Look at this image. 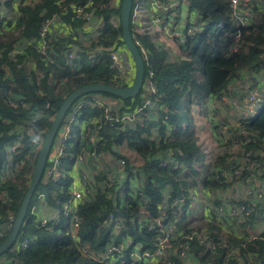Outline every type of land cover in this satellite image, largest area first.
<instances>
[{
	"label": "trees",
	"instance_id": "16d2710c",
	"mask_svg": "<svg viewBox=\"0 0 264 264\" xmlns=\"http://www.w3.org/2000/svg\"><path fill=\"white\" fill-rule=\"evenodd\" d=\"M13 1H17L16 8L12 0H9L6 8L0 10V224L9 213L16 216L37 159L39 149L36 145L41 143V138L64 98L73 89L92 82L126 86L110 68L107 51H94L98 47L124 46L120 24L115 27L112 25V17L119 18L120 7H112L110 0ZM76 3L86 4L92 12L91 25L100 22L99 35L90 45L84 46L74 37H67L68 34L56 40L51 39L49 44L52 48L43 53L39 42H30L31 38H38L44 19L52 14L60 16L71 27L70 34L76 35V26L84 25L72 12L71 7ZM3 4L0 6L2 9ZM187 5L189 11L195 13L196 19L187 22L186 26H194L196 31L187 36L184 42L178 43L181 56L176 61L165 62L164 52L156 48L146 35H135L147 51L145 76L150 69L153 71L152 80L159 94L156 104L147 107L148 115L142 116V124L135 128L118 129L105 118L103 110L93 105L82 106L79 114L74 117V129L67 142L70 156L62 157L61 165L68 166L73 157L83 152L85 147H95L101 153H111L113 158H118L120 156L112 150V146L123 142L144 159L138 173L142 178L140 185L129 182L134 179L131 175L135 169L130 170L126 162L124 170L128 182L120 185V188H115V184L109 187L99 185L94 194L78 202L76 213L80 225L77 235L95 251L121 237L130 238L133 244L138 245V251L155 249L158 231L154 219L164 195L163 188L167 186L171 199L185 196L184 179L191 173L182 172L201 156L196 145L191 106L199 104L206 97H220L244 68H248L254 76L262 73L264 68V5H255L250 23L239 29L238 38H235L237 29L228 16L225 0H187ZM14 11L15 15L11 13ZM73 48L76 54L72 60H67L66 56L70 50L74 51ZM14 49L21 52L16 53L12 59L10 52ZM94 52L96 57L90 58V53ZM143 92L129 99L105 92L87 94L113 97L121 101L122 107L112 105L111 112L115 114L116 111L132 110L141 104ZM9 98L16 100L14 105L8 104ZM92 120L95 123H91ZM82 122L92 124L89 130L95 135L94 142L89 141L85 128L80 129ZM64 123L65 119L60 129ZM28 126L32 128V133L28 132ZM230 131L221 145L229 147L234 140L244 139L247 135L250 141L245 142L243 147L244 150L251 149L254 152L251 157L258 169L250 170L242 164L230 162L228 158L231 154L220 151L213 157L212 166L203 182L204 187L214 193L222 192L221 188L226 186L220 181L219 172L222 169L232 172L240 167V178L252 176L260 170V175L264 177V101L255 115L240 121L239 130L236 128ZM16 140L19 141L15 152L8 155L6 150ZM239 153L242 156V151ZM175 163L178 168H172ZM8 169L12 176L4 177L3 172ZM99 176L102 178L101 172ZM40 194L46 197L50 207L60 210V220L52 228L40 226L37 215L31 211V206ZM69 197L68 178L61 177L56 181L42 175L18 233V239L25 236L28 241L25 246H16L14 251L0 255V264H103L83 256L78 250V241L70 231V214L63 215L62 210V203ZM218 197L214 199L215 208L221 204ZM121 198L123 202H120ZM142 204L147 205L151 220L142 224L133 222L131 218L139 212ZM260 207H256L257 211ZM110 212L121 217L124 225L116 236L112 235L107 224ZM220 218L222 226L223 217ZM251 221L239 224L238 228ZM202 228L210 244L199 243L193 238L190 250L199 264H235V259L227 258L225 246L216 245L214 250L210 248L212 242L219 241L240 246V255L254 256L258 264L259 259L264 260V233L254 240H242V235L236 236L227 231L222 233L220 225L213 221L198 227V231ZM190 231L187 228L184 232ZM9 232L0 237V243ZM171 243L174 247L176 241ZM171 258L174 259L173 264H181L176 255L172 254ZM115 264L136 263L128 259Z\"/></svg>",
	"mask_w": 264,
	"mask_h": 264
},
{
	"label": "built area",
	"instance_id": "2783aa9c",
	"mask_svg": "<svg viewBox=\"0 0 264 264\" xmlns=\"http://www.w3.org/2000/svg\"><path fill=\"white\" fill-rule=\"evenodd\" d=\"M181 1L184 0H133L132 13L130 18V25L132 29V34L134 38L135 44L139 47L141 51L145 63L147 60V51L141 42V40L135 35H151L156 28H159L167 37L170 39H176L178 41L184 42L187 36L193 35L196 31V27L194 26H186L183 29L178 27V18L176 14V9ZM228 6V16L230 20L233 22L234 27L237 29V34L235 38L239 36V29L247 26L251 18L253 16V10L255 5H264V0H225ZM5 2V0H0V6ZM121 0H110V4L112 7H120ZM146 4L150 7L151 12L149 14H142L141 9L139 10V6ZM72 12L76 18L83 21L84 25H89L92 19V12L87 8L86 4H74L72 7ZM144 17L142 21V26H140V30H133L132 28V19L139 21V18ZM59 20V16L52 14L44 19L38 38H31L30 42H39L40 50L43 53H46L48 50L52 48L49 44L51 39L56 40V35L51 32V28L56 21ZM119 18L118 16L112 17V25L118 26ZM95 37L99 35V30L94 32ZM74 49V48H73ZM106 50L108 56L110 58V68L113 70L114 75L119 78V81L128 85L131 83L134 76V64L132 59L129 57L125 46L114 48V46H109L108 48L98 47L94 51ZM21 52L20 50L14 49L10 52V57L14 59L16 53ZM76 54L74 49L70 50L66 56L67 60H72ZM90 58L96 57V53H90ZM264 61V54L262 56ZM52 61V60H51ZM153 71L150 69L148 71L147 76L144 77L143 89L141 90L143 101L141 104L135 106L132 110H123L122 112L116 111L115 114L111 112L112 105L106 100V98L95 95V94H87L82 95L77 98L76 102H74L70 106V110L68 114L65 115V123L61 127L60 139L59 142L54 149V154L46 163L43 174L46 178L58 180L62 177L61 172V158L64 156H70L68 152V139L70 134L74 129V117L79 114L80 108L84 105H93L103 110L105 118L114 124L115 127L121 130H125L127 128H135L138 124H142V116H147L146 113L147 107L153 106L156 104V101L159 97L157 92V88L152 80ZM263 93L260 91L251 90L247 94V107L239 108V119L245 120L256 114L257 110L263 104L264 97ZM228 99V98H226ZM9 105H14L16 100L14 98L8 99ZM116 108L122 107L123 104L121 101H118L114 104ZM165 108V107H164ZM36 119V118H34ZM32 119V121L34 120ZM91 123H95V120H92ZM90 122L84 123L82 129H86V136L88 137L90 142L95 141V135L90 133L89 125H92ZM96 127V126H95ZM95 129V128H94ZM29 133H32V128L28 126L27 128ZM227 137V136H226ZM226 137L222 138V142L226 141ZM18 141L16 140L8 149L6 150L8 155H12L17 146ZM250 138L245 135L244 139L234 140L233 144L229 147L225 145H221V152L226 151L231 155L228 158V161L234 162L235 164H239L236 162L234 158L235 152L233 149L242 151L243 162L242 165L246 166L250 170L258 169L257 164L254 159H252V154L254 152L251 149L244 150L243 144L245 142H249ZM42 142V138H41ZM220 143V144H221ZM40 144L36 145V148L40 147ZM82 153V154H81ZM77 154L73 157V160L82 161L84 159V154L91 156L94 158L98 164V167H102V156L104 153L98 151L95 147L90 149L84 148L83 152ZM252 159V160H251ZM213 159L209 162L210 167L212 166ZM126 159L120 158L118 160V167L121 171L125 167ZM246 164V165H245ZM185 170V169H184ZM11 173L9 170H5L3 172L4 177L8 176ZM241 168H236L232 172H226L225 170H221L219 172V176L221 178V182L226 184L224 188V194L222 195L221 204H219L215 211L219 214L220 217H223V226L224 231L227 232H236L238 229V225L241 223L250 220V216L257 212L256 207L260 205L263 201V192L256 187L254 190H249L247 193H253V198L250 200H232L235 197V193L231 191L233 187L232 182L238 183L242 180L249 181L252 180L255 175L260 174L259 170L257 174H253L252 176H246L244 178H240ZM102 185L107 187L112 185H117V179L112 177L109 174H106L104 179L101 181ZM70 197L68 200L64 201L63 212L65 214H70V231L74 235L77 243V248L80 253L99 263L103 264H115L117 261H126L131 260V262H136L139 264H146L151 259L155 258L157 260V264L159 262H164L166 264H173L174 259L171 258L172 254L176 255L180 262H184L187 258L192 254L191 253V242L196 239L199 243L206 242L210 244V240L208 235L205 232H197L196 230H192L190 232H184L180 237H177L175 233V228L173 225V218L180 216L187 208L184 207L185 198L183 196H179L171 199L168 193H164L162 199L158 204V215L155 217L154 222L157 227L158 234L156 236V247L152 251L144 250L138 251V245L133 244V241L128 237H121L118 241H110L106 246L99 250L95 251L93 248L89 246L88 243L83 242L77 235V230L80 225L79 216L76 213V206L79 201H81L85 196H89L94 194V187L91 182L86 178L85 175H81L79 178V182L76 183L75 186H69ZM44 195L40 194L39 198H43ZM145 200V198L143 199ZM264 217V208L261 210ZM173 217V218H172ZM15 216L12 213H9L6 217V220L0 224V237L5 236L8 231L11 230L12 225L14 223ZM60 217H56L55 219L49 218H41L39 220L40 226L52 228L55 222H58ZM131 220L134 222H138L142 224L143 222L151 220V215L148 210L146 204H142L139 212L134 215ZM107 224L111 228L112 235H118L124 228L122 218L119 216H115L111 212L107 217ZM264 233V222L261 225V230L258 232H250L245 236L242 235V240H254L257 236ZM28 241L27 237H22L14 241L13 245L7 251H14L16 246H25ZM172 241H176L174 247L172 246ZM244 243V242H243ZM216 245L225 246L227 249V258L235 259L240 256V246H232L227 244L225 241L212 242L210 248L214 250ZM259 264H264V261L261 259L258 260Z\"/></svg>",
	"mask_w": 264,
	"mask_h": 264
},
{
	"label": "crops",
	"instance_id": "0c3cea01",
	"mask_svg": "<svg viewBox=\"0 0 264 264\" xmlns=\"http://www.w3.org/2000/svg\"><path fill=\"white\" fill-rule=\"evenodd\" d=\"M9 0H5L3 4V9L6 8V3ZM13 6L17 7V1L12 0ZM186 8H185V7ZM141 9L142 14L145 15V13L149 14L151 12V9L148 5L142 3V6H139V10ZM12 14H16L15 11L11 12ZM176 14L178 18V27L180 29H183L186 27V23L189 21H194L195 13H192L189 11V7L186 3V5H182L181 3L178 5L176 9ZM144 20V17L139 18V21H136L135 19H132V28L133 30H140V26H142V21ZM91 25V22L89 25H81L76 26L75 28V34L71 33V27L69 24H67L62 18L59 20L56 19L54 22L51 32L56 35V37H74L73 39L79 42L80 44H84V39L82 36L87 38L90 31L92 32V36L95 37L94 32L99 30V24ZM81 30L78 32V29ZM89 29V30H88ZM85 31V32H84ZM162 31L159 28H156L154 32L151 35H146L150 41L154 44L156 48H160L164 52V61L165 62H174L178 58H180L178 47H177V40L176 39H170L165 34L161 33ZM78 33V34H77ZM261 73V72H260ZM257 73L256 75V81L252 83L249 87L245 88L246 93L248 94L249 91H260L264 94V68L262 69V73ZM262 76V77H261ZM238 79H235L234 81L229 83V86L227 90L220 96V97H207L206 101L200 102L199 104H194L195 108L197 109L192 113V119L194 122V134L196 137V145L198 146L201 156L197 161H194L192 165L189 167H185V170L182 172L186 174H189L187 177H185L184 186L183 189L186 191L185 196L182 195L185 198L184 207L187 208L186 211H184L180 216L173 218V225L175 228V233L177 234V237H180L181 234L184 233L185 229L195 230L197 224L206 223L208 221H213L218 223L220 225L222 233L224 232V226L220 224V216L215 211V205H214V199L216 197L220 198L224 194V189H222L220 193H214L212 190L207 189L204 187L203 182L205 177L208 175V168L210 166L209 162L213 157L218 154L221 150V144L217 140L220 135L219 133L222 130H226L230 134V130H234L237 128L239 130L237 124L235 125L233 122H228L227 115H224V108L231 103L226 99L230 98V92L229 88L230 85H232V90L236 88V84L238 83ZM231 90V91H232ZM232 91V92H233ZM233 97L242 99L243 96L239 95V91H234ZM106 100L111 104H116L119 100L113 97H104ZM206 99V98H205ZM204 100V99H203ZM241 103V102H240ZM239 103V104H240ZM208 106L214 109L211 113L208 110ZM247 104L244 103L245 107ZM221 119V120H220ZM240 121L239 120V127H240ZM230 126H229V125ZM83 126L81 123L79 125L80 129ZM224 130V131H225ZM61 130H59V133ZM229 134H223L225 137ZM59 142L58 136L56 137L53 148L55 149L57 144ZM112 150L117 153L120 157L113 158L111 153H104L102 156V167L99 168L96 160L92 158L89 155L84 154V159L82 161L77 160H71V163L66 165H61V172H62V178L69 180V186H75L76 183L79 182V178L81 175H85L86 178L91 182L92 186L94 187V190L99 185H102L101 181L104 179L106 174L111 175L112 177L117 179V185L115 188H120V185L124 184L125 182H128L127 172L125 173V170L123 168V171L120 170L118 167V160L120 158H125L126 162L130 165V170L133 174L131 175L134 177V179H131L129 182L132 185H140L142 182V178L138 173H140V168L142 167L144 163L143 157L132 147L128 146L126 142H123L121 144L113 145ZM236 151V149H233V152ZM80 154V153H79ZM82 154V153H81ZM234 158L236 162L241 164L243 162V156L239 152H235ZM62 162V161H61ZM208 167V168H207ZM172 168H178V164H172ZM101 172L102 178H100L99 174ZM136 172V173H135ZM44 175V174H43ZM44 178H46L44 176ZM167 188V186H165ZM250 188V190H254L256 187H259V189L264 194V177L260 174L255 175V177L252 180L245 181L242 180L241 182H238L231 188V191L234 193H237L241 198H246L247 200H250L253 198V193L249 194L245 191V189ZM169 193L168 188L166 189V192ZM120 202H123V198L120 199ZM262 205H264V198L262 203L259 205L261 206L258 211L253 214L252 221L247 224L244 227L238 228L236 232H233L234 235H246L250 232H258L261 230V225H263L264 217L262 214ZM64 207V202L62 203V209ZM31 211L35 212L38 219L41 218H49L55 219L56 217H60V210L56 209L54 207H50V205L47 203L46 197L43 198H36V201L31 206ZM245 231V232H244ZM236 233V234H235ZM222 236V235H221ZM264 261V260H263ZM146 264H157V260L155 258L151 259L149 262H146ZM181 264H199L198 261L195 259V257L191 254L187 260L182 262ZM235 264H258L257 259L254 258V256L251 255H240L237 258H235Z\"/></svg>",
	"mask_w": 264,
	"mask_h": 264
},
{
	"label": "water",
	"instance_id": "95a60500",
	"mask_svg": "<svg viewBox=\"0 0 264 264\" xmlns=\"http://www.w3.org/2000/svg\"><path fill=\"white\" fill-rule=\"evenodd\" d=\"M133 0H121L119 11V23L121 27V39L124 43L125 49L132 59L134 64V76L130 84L126 86H116L104 82H92L81 85L73 89L62 101L51 124L46 130L41 145L38 150L37 159L33 166L30 179L28 181L27 190L24 194L22 202L16 213L12 228L6 238L0 243V255L6 252L16 240L18 233L25 220L29 201L39 183L46 163L54 154L53 143L58 136L60 139L61 123L73 102L82 95L91 92H105L110 95L120 97L122 99L134 98L143 89L145 77V62L144 57L135 44L133 34L130 27V18L132 11Z\"/></svg>",
	"mask_w": 264,
	"mask_h": 264
},
{
	"label": "rangeland",
	"instance_id": "374dc122",
	"mask_svg": "<svg viewBox=\"0 0 264 264\" xmlns=\"http://www.w3.org/2000/svg\"><path fill=\"white\" fill-rule=\"evenodd\" d=\"M182 5H186V3H187V0H184V1H181L180 2ZM185 7V6H184ZM186 8V7H185ZM194 21H195V19H194ZM86 36H88L87 38H85L84 36H82V38L84 39V43H85V45L84 46H88V45H90V43L91 42H93L96 38L95 37H93L92 36V32L90 31L89 33H88V35H86ZM179 42H181V41H178L177 42V47H178V43ZM179 51V50H178ZM180 55V54H179ZM181 56V55H180ZM257 75V74H256ZM256 75L254 76L250 71H249V69L248 68H244L240 73H239V76H238V83L236 84V88L237 89H234V91H239V95H241V96H243L242 97V99H238V98H235V97H233V93H235L233 90H232V85H230V87L231 88H229V92H230V98H228L227 100L231 103V105H229V103H227L228 105L227 106H225V108H224V112H225V114L224 115H227V117L229 118L228 119V122L230 123V122H233L235 125L237 124V126H238V128H240L239 127V114H240V112H239V108L242 106H244V103L245 104H247V106H248V102H247V93L245 92L246 91V89L245 88H247V87H249L252 83H254L257 79H256ZM262 77V76H261ZM233 92H232V91ZM140 95H141V93H140ZM139 95V96H140ZM108 98V97H107ZM207 100V97H206V99L204 98V100L202 99V101L201 102H203V101H206ZM241 102V103H240ZM240 103V104H239ZM247 106H245V107H247ZM197 109L195 108V105H192L191 106V108H190V113H191V116H192V113L194 112V111H196ZM208 110H209V112L211 113L214 109H212L211 107H209L208 106ZM154 111V113H156L155 112V110H153ZM146 113H147V111H146ZM221 120V119H220ZM241 121H243V120H241ZM192 124H193V126H194V122H193V119H192ZM229 125V124H228ZM230 126V125H229ZM225 130V129H224ZM224 130H222L220 133H219V135H220V137L217 139L218 141H219V143H221L222 141V138L224 137V135L223 134H229V132L228 131H224ZM238 150H236V151H234V152H237ZM210 167V166H209ZM208 168V167H207ZM9 170V169H8ZM208 170H209V168H208ZM8 176H12V173H9V175ZM230 185H232V186H235V182H232V184H230ZM249 190V188H247V189H245V191L247 192ZM163 192H166V187H164L163 188ZM263 195V198H264V194H262ZM221 200H222V197L220 198ZM232 200H247L246 198H241L237 193H235V197L232 199ZM173 218V217H172ZM203 224L204 223H201V224H197L195 227H196V231L197 232H205L204 231V228H202L201 229V231H198V227H202L203 226ZM131 263H136V262H131ZM136 264H139V263H136Z\"/></svg>",
	"mask_w": 264,
	"mask_h": 264
},
{
	"label": "bare ground",
	"instance_id": "6f19581e",
	"mask_svg": "<svg viewBox=\"0 0 264 264\" xmlns=\"http://www.w3.org/2000/svg\"><path fill=\"white\" fill-rule=\"evenodd\" d=\"M10 6V5H9Z\"/></svg>",
	"mask_w": 264,
	"mask_h": 264
}]
</instances>
